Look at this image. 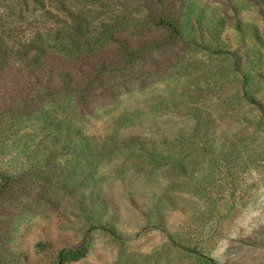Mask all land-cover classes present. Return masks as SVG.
Listing matches in <instances>:
<instances>
[{"label":"rangeland","instance_id":"374dc122","mask_svg":"<svg viewBox=\"0 0 264 264\" xmlns=\"http://www.w3.org/2000/svg\"><path fill=\"white\" fill-rule=\"evenodd\" d=\"M179 1L204 16L202 38L184 29L197 41L182 56L155 49L108 71L115 89L76 114L81 132L24 128L25 146L0 161L19 172L0 198V264H46L88 229L85 256L63 264H264V0ZM152 6L111 11L140 38L156 35L144 29Z\"/></svg>","mask_w":264,"mask_h":264},{"label":"trees","instance_id":"16d2710c","mask_svg":"<svg viewBox=\"0 0 264 264\" xmlns=\"http://www.w3.org/2000/svg\"><path fill=\"white\" fill-rule=\"evenodd\" d=\"M148 1L153 2L155 11L147 14L144 29H154L156 35L139 33L138 38L119 24L115 15L118 13L111 11L117 3L112 1H101L105 3L97 9L98 0H0V161L8 156L17 140L20 148L25 146L24 128L38 125L40 129H52L63 125L66 137L71 132H81L76 114L83 115L86 111L93 114L103 101L107 104V94L100 93L107 82L110 84L107 93L115 89L109 77L115 78L117 73L108 71L124 73L132 69L130 62L151 55L155 49L173 47L182 56L181 44L197 41L190 33L187 41L184 39L185 28L188 31L195 26L199 38L203 37V10L197 16L196 4ZM183 14L197 17V23L192 24L189 18L183 22L180 17ZM161 36L166 38L165 42ZM91 40H96V45L100 41V48L93 52L95 45ZM118 53H122L120 61L109 65L107 58ZM93 55L96 59L91 61ZM240 60L237 55L236 68L242 73ZM107 64L109 67H105ZM246 82L248 78H243L242 86ZM18 173L0 170V198ZM89 230L78 243L50 251L45 256L46 264L74 262L84 257ZM2 239L5 241L6 237Z\"/></svg>","mask_w":264,"mask_h":264}]
</instances>
